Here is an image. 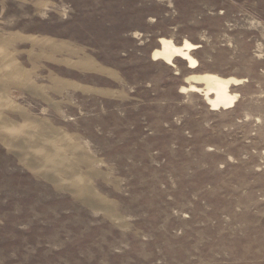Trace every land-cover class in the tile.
<instances>
[{
  "label": "rangeland",
  "instance_id": "1",
  "mask_svg": "<svg viewBox=\"0 0 264 264\" xmlns=\"http://www.w3.org/2000/svg\"><path fill=\"white\" fill-rule=\"evenodd\" d=\"M0 264H264V0H0Z\"/></svg>",
  "mask_w": 264,
  "mask_h": 264
},
{
  "label": "bare ground",
  "instance_id": "2",
  "mask_svg": "<svg viewBox=\"0 0 264 264\" xmlns=\"http://www.w3.org/2000/svg\"><path fill=\"white\" fill-rule=\"evenodd\" d=\"M194 49H196V47L188 42H184L180 47H176L171 41L160 40L159 50H155L152 56L153 60L160 59L169 66H172V60L174 58H179L186 62L188 69L195 70L197 68V63L189 54V52ZM188 80H193L195 82H192L193 84L203 85L202 89H197L193 85H189L188 89L194 92H201L206 103L212 110L233 107L236 97L230 95L228 92L229 86H235L233 80H222L209 75L191 76ZM210 96H212V98H210Z\"/></svg>",
  "mask_w": 264,
  "mask_h": 264
}]
</instances>
